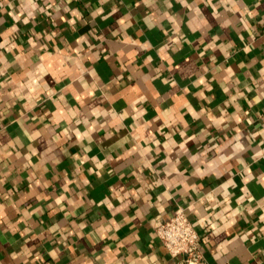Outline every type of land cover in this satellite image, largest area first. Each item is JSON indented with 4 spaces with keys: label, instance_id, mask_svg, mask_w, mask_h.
Wrapping results in <instances>:
<instances>
[{
    "label": "crops",
    "instance_id": "obj_1",
    "mask_svg": "<svg viewBox=\"0 0 264 264\" xmlns=\"http://www.w3.org/2000/svg\"><path fill=\"white\" fill-rule=\"evenodd\" d=\"M264 0H0V264H264Z\"/></svg>",
    "mask_w": 264,
    "mask_h": 264
},
{
    "label": "built area",
    "instance_id": "obj_2",
    "mask_svg": "<svg viewBox=\"0 0 264 264\" xmlns=\"http://www.w3.org/2000/svg\"><path fill=\"white\" fill-rule=\"evenodd\" d=\"M187 212L177 208L156 228V234L168 255L180 264H209L200 251L201 236Z\"/></svg>",
    "mask_w": 264,
    "mask_h": 264
}]
</instances>
